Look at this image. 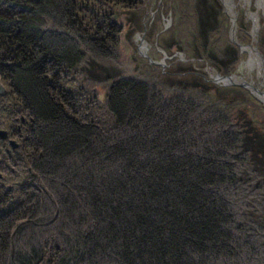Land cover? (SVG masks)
Returning a JSON list of instances; mask_svg holds the SVG:
<instances>
[{
  "label": "trees",
  "instance_id": "obj_1",
  "mask_svg": "<svg viewBox=\"0 0 264 264\" xmlns=\"http://www.w3.org/2000/svg\"><path fill=\"white\" fill-rule=\"evenodd\" d=\"M136 1L0 0V56L13 61L0 63V118L13 132L30 124L8 154L33 169L0 217V264H264V129L251 117L220 105L206 116L191 97L116 79L102 113L113 126L100 121L85 64L111 61L118 14ZM192 1L199 46L232 72L237 50L211 46L228 24L222 5ZM63 69L81 71L80 93ZM214 90L245 105L237 89Z\"/></svg>",
  "mask_w": 264,
  "mask_h": 264
},
{
  "label": "rangeland",
  "instance_id": "obj_2",
  "mask_svg": "<svg viewBox=\"0 0 264 264\" xmlns=\"http://www.w3.org/2000/svg\"><path fill=\"white\" fill-rule=\"evenodd\" d=\"M219 2L228 19V24L220 31L223 33H216L212 37L211 46L212 49H218L227 45L237 50L238 61L232 72L223 68L218 69L206 57V51L199 46L195 38L192 0H141L138 3L136 1V4L126 8L128 12L121 16L118 13L123 11L114 9L118 14L116 27L120 31L118 44L114 50L112 49L114 57L110 62L102 63V67L85 64L87 67L85 70L87 78H85L89 79V85L93 88V92H96L93 95L96 100L91 102L98 103L100 121L105 126H109L110 123L113 126L114 123L112 119L111 121L109 118L106 119L108 115L102 114L105 110L108 88L116 79H129L144 83L165 99L182 97L183 101H186L189 99L186 97H191V101H199L197 105L199 109L204 108L206 116L211 115L214 109L219 108V105L227 108L235 106V109L244 111L255 121V124L264 129V39L258 36V33H264V0H219ZM241 20L248 23L245 24V29L248 30V41L240 39V36L245 33L244 28L240 29L243 26L238 21ZM49 27L46 26L44 30ZM68 31L69 29H66V32ZM105 53H108L106 49ZM91 55L94 56V54ZM99 60L98 64H101V59ZM9 61L13 62L8 55L0 56V63L9 66ZM183 68L189 70L183 71ZM92 71H95L97 75L95 76ZM63 73L69 84L71 83L66 84V89L70 92L78 90L80 93L82 90L80 80L83 78L79 75L82 74L81 71L68 72L63 69ZM194 75L198 82L203 83V86L193 89L188 83ZM177 77L188 80V85L181 87L174 84ZM58 81H60L59 78ZM0 86L3 90L0 97L6 98L3 96L8 92L9 85L0 82ZM62 86L65 87L63 83H59V87L64 89ZM214 87L223 90L237 89L245 93V105L236 103L233 105L231 101L228 102L229 98H224L228 96L216 95ZM196 89L204 93L195 91ZM78 103L82 104L80 98ZM239 115L243 114L239 113ZM78 116L79 113L76 117ZM8 119L9 117L5 114L0 118V134H5V138L0 136V163L3 166V170L0 168V181L6 183L5 188L10 190L7 192L8 195L0 201V208L3 209L0 211V217L13 206L15 207L17 200L15 197L19 192L18 185L25 180L22 178L23 174L26 172L27 176L30 171L33 172L30 160H26L25 165L21 167L15 165L8 154V151L14 152L24 145L23 141H20L25 140L26 134L23 129L30 124L25 125L23 117L21 118L23 124L13 132L3 127ZM31 121L30 119L29 122ZM11 143L16 144V148H13ZM22 198L25 197L22 196Z\"/></svg>",
  "mask_w": 264,
  "mask_h": 264
},
{
  "label": "flooded vegetation",
  "instance_id": "obj_3",
  "mask_svg": "<svg viewBox=\"0 0 264 264\" xmlns=\"http://www.w3.org/2000/svg\"><path fill=\"white\" fill-rule=\"evenodd\" d=\"M8 152H9V151H8ZM3 165H4V164H3ZM6 167H7V166H6ZM0 168L3 170V166H1V163H0ZM0 178H1V176H0ZM6 185H7L6 183L0 181V197L4 195L2 198H0V201H1L5 196H7V195H8L7 192L10 191L9 189L5 188ZM3 189H4L5 191H4ZM4 193H5V194H4ZM2 210H3V209L0 208V211H2Z\"/></svg>",
  "mask_w": 264,
  "mask_h": 264
},
{
  "label": "water",
  "instance_id": "obj_4",
  "mask_svg": "<svg viewBox=\"0 0 264 264\" xmlns=\"http://www.w3.org/2000/svg\"><path fill=\"white\" fill-rule=\"evenodd\" d=\"M2 87L0 86V94L2 93ZM0 136L2 137V138H5V134H0ZM11 145H12V147L14 148V147H16V144H14V143H11Z\"/></svg>",
  "mask_w": 264,
  "mask_h": 264
},
{
  "label": "bare ground",
  "instance_id": "obj_5",
  "mask_svg": "<svg viewBox=\"0 0 264 264\" xmlns=\"http://www.w3.org/2000/svg\"><path fill=\"white\" fill-rule=\"evenodd\" d=\"M220 78V77H219ZM259 93V92H258ZM263 94V93H262ZM14 148H16V147H14Z\"/></svg>",
  "mask_w": 264,
  "mask_h": 264
}]
</instances>
